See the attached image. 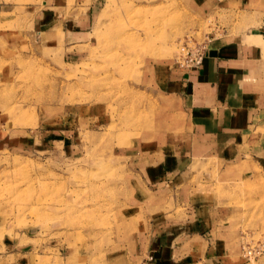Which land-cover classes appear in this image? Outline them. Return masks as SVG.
Listing matches in <instances>:
<instances>
[{
	"label": "rangeland",
	"instance_id": "rangeland-1",
	"mask_svg": "<svg viewBox=\"0 0 264 264\" xmlns=\"http://www.w3.org/2000/svg\"><path fill=\"white\" fill-rule=\"evenodd\" d=\"M262 28L264 0H0V254L146 264L153 219L190 220V199L205 196L231 210L237 263H264L258 166L186 160L162 190L143 167L187 152L169 66L189 70L186 51Z\"/></svg>",
	"mask_w": 264,
	"mask_h": 264
},
{
	"label": "crops",
	"instance_id": "crops-1",
	"mask_svg": "<svg viewBox=\"0 0 264 264\" xmlns=\"http://www.w3.org/2000/svg\"><path fill=\"white\" fill-rule=\"evenodd\" d=\"M164 87L181 102L191 131L188 145L177 148L187 151L183 155L164 149L143 166L149 183L162 190L174 168L213 156L221 166L242 167L250 161L264 174V28L215 38L195 68L172 63ZM203 197L190 199V220L171 224L162 222V215L153 219V233L142 236L146 264H238L237 224L229 221L231 210L214 211ZM25 256L0 254L7 264H30Z\"/></svg>",
	"mask_w": 264,
	"mask_h": 264
},
{
	"label": "built area",
	"instance_id": "built-area-1",
	"mask_svg": "<svg viewBox=\"0 0 264 264\" xmlns=\"http://www.w3.org/2000/svg\"><path fill=\"white\" fill-rule=\"evenodd\" d=\"M205 49V45L202 46L199 49H195L194 51H186L185 54H188L182 62V65L187 68H195L201 63L202 55H203V50Z\"/></svg>",
	"mask_w": 264,
	"mask_h": 264
},
{
	"label": "bare ground",
	"instance_id": "bare-ground-1",
	"mask_svg": "<svg viewBox=\"0 0 264 264\" xmlns=\"http://www.w3.org/2000/svg\"><path fill=\"white\" fill-rule=\"evenodd\" d=\"M262 264H264V263H262Z\"/></svg>",
	"mask_w": 264,
	"mask_h": 264
}]
</instances>
